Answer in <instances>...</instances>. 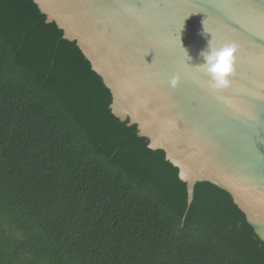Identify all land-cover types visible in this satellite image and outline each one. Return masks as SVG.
Wrapping results in <instances>:
<instances>
[{"label":"trees","instance_id":"16d2710c","mask_svg":"<svg viewBox=\"0 0 264 264\" xmlns=\"http://www.w3.org/2000/svg\"><path fill=\"white\" fill-rule=\"evenodd\" d=\"M75 40L0 0V264H264L227 190L187 184L110 109Z\"/></svg>","mask_w":264,"mask_h":264},{"label":"water","instance_id":"95a60500","mask_svg":"<svg viewBox=\"0 0 264 264\" xmlns=\"http://www.w3.org/2000/svg\"><path fill=\"white\" fill-rule=\"evenodd\" d=\"M34 2L102 77L111 112L179 168L188 202L199 181L227 190L264 241V0ZM208 42L237 47L225 88L201 65Z\"/></svg>","mask_w":264,"mask_h":264},{"label":"clouds","instance_id":"9594fccd","mask_svg":"<svg viewBox=\"0 0 264 264\" xmlns=\"http://www.w3.org/2000/svg\"><path fill=\"white\" fill-rule=\"evenodd\" d=\"M203 32L206 34L203 26ZM237 47L234 44L225 45L220 49H213L208 42L206 49L202 50V66L206 67L211 78V87L225 88L229 84L228 77L234 73L235 54ZM175 84V81L172 82Z\"/></svg>","mask_w":264,"mask_h":264}]
</instances>
